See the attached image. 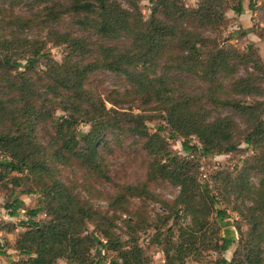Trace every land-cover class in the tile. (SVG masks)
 <instances>
[{
    "label": "trees",
    "instance_id": "obj_1",
    "mask_svg": "<svg viewBox=\"0 0 264 264\" xmlns=\"http://www.w3.org/2000/svg\"><path fill=\"white\" fill-rule=\"evenodd\" d=\"M148 1L150 13L143 19L133 0H127L128 8L117 0H69L64 10L81 15L77 20L81 27L93 29L105 39L128 40L123 48L98 46L100 58L93 62L79 59L89 52L90 41L85 37L49 30L47 40L65 49L57 62L44 50V41L28 39L15 29L0 35V189L18 187L20 194L37 195L33 207L27 208L20 194L2 205L9 217H16L18 210L25 214L17 223L0 225V230L7 233L14 230L15 224L22 229L14 240L18 258L12 264H55L59 259L65 264H99L91 253L95 246L114 253L111 264L150 262L134 237L127 233V243H122L113 231L116 213H127V195L154 199L145 183L119 186L109 199L106 212L110 215H107L93 209L56 176L55 163L62 162L68 154L97 178L108 179L101 168L97 144L104 131L115 127L125 116L113 107L124 100L112 99L108 101L111 106L106 107L98 94L86 88L87 74L97 68L124 76L132 85L131 92L143 98L145 104L152 103L150 109L161 116L171 136L181 139L182 155L172 153L159 129L149 133L143 126L145 117H132L131 131L143 139V148L152 156L149 175L178 187L175 202L189 220L185 226L177 225L176 217L169 213L161 218L159 225L153 226L151 243H158L161 227L168 220L171 225H177L175 242L167 237L162 242L164 263L186 264V258L197 262L202 252H224L232 244L235 246L230 258H221L222 264L264 262V100L220 101L244 118L247 128L241 131L229 116L207 119L205 109L195 105L185 92V80L169 76L166 71L156 74L157 61L163 55H167L165 69L170 62L178 72H192L201 79L230 74L242 64L246 67L245 75L233 80V92L243 96L261 95L257 77L247 71L248 67L259 69L262 61L251 45L241 51L203 34L207 28L216 31L224 24L227 9L240 14L241 0H197L192 8L184 7L179 0ZM247 8H253L252 0H248ZM44 9L41 18L45 22L56 21L62 12L54 4ZM13 19L15 28L33 23L19 15ZM173 49L177 59L172 58ZM40 59L46 82L39 92L32 73ZM60 90L67 94L60 105L46 96ZM56 105L64 115L55 119L54 134L42 142L35 133L36 125L49 118ZM79 121L88 125L87 131L77 129ZM241 133L242 142L251 148L241 169L235 176L230 173L223 176L218 171L211 176L213 182L233 188L249 203L244 210L235 209L240 222L230 229L223 222L225 210L215 206L216 200L207 185L200 183L196 153L232 152L239 144ZM247 170L259 174L256 185L242 180ZM39 213L43 218H36ZM122 222L126 229L133 230V214H127ZM87 224L92 226L91 231ZM164 231L170 234L171 229L167 227ZM95 250L99 253V249ZM0 254H3L1 243Z\"/></svg>",
    "mask_w": 264,
    "mask_h": 264
},
{
    "label": "rangeland",
    "instance_id": "obj_2",
    "mask_svg": "<svg viewBox=\"0 0 264 264\" xmlns=\"http://www.w3.org/2000/svg\"><path fill=\"white\" fill-rule=\"evenodd\" d=\"M122 7H130L127 0H117ZM143 19H147L150 13L151 3L148 0H133ZM69 0H0V35H7L12 29H15L20 35H25L28 39H37L44 41V50L55 61L60 62L64 56L65 49L63 46H55L47 40L49 30L53 29L59 32H66L72 36L85 37L90 41L89 52L79 59L83 62H93L99 60L98 46H114L123 48L128 44L125 38L105 39L97 35L91 28H83L77 20L81 17L65 11ZM197 0H179L184 7L192 8ZM248 0H241L242 12L240 14L233 13L230 9L224 12V24L218 27L216 31H210L208 28L203 30V34L209 38H215L218 43L232 44L241 51L246 50L247 45H251L262 59L259 69L247 68L257 77L258 85L262 91L261 95L243 96L233 92V80L244 77L246 67L238 64L236 70L230 74L215 75L210 79H201L192 72H178L173 69L169 62V67L165 69L167 63V55H163L157 61L156 74L164 73L169 76L177 77L186 81L185 92L194 99V103L205 109L207 119L216 116H229L235 122L241 131H245L247 125L244 118L230 107L224 105L222 100L234 99L241 102H251L252 100H264V0H252L253 8H247ZM54 4L58 11H62L59 18L54 22H45L41 18L45 12L44 7ZM19 15L22 18L30 19L33 23L24 27L17 26L13 17ZM172 50V58L177 59L178 54ZM43 60L37 64V68L32 73L35 89L42 91V85L45 84L46 78L42 74L44 69ZM86 88L94 91L100 99L105 103L106 107H110V100L122 99L123 103L113 106L125 113L119 123L113 128H108L101 136V140L97 144V153L101 161V168L107 175L108 179H100L94 176L87 168L83 167L79 161L68 154L62 162H56V176L60 181L72 187L74 191L82 198L86 199L90 206L100 212L107 211V204L111 196L114 195L119 186L135 185L137 183H145L148 190L154 196V199H144L135 195L126 196L127 213H116L114 219L113 231L122 243H127V233L134 237L137 244L140 245L150 257L148 264H165L162 254V242L167 237L175 242L177 235V225L185 226L188 224V217L181 213V208L176 204V196L178 187L166 179L153 176L148 172L149 163L152 156L143 148L142 138L132 132L134 120L132 117L141 115L145 117L142 122L144 128L149 132L158 130L159 135L166 140L167 146L172 153L182 155L180 147V138L171 136L170 131L156 111L150 109V104H145L143 98L131 92L132 85L122 75L114 74L104 68L91 70L84 81ZM16 95V94H14ZM67 94L60 90L56 94H47L46 96L54 101L60 102ZM37 103H39L37 101ZM54 113L45 121L37 123L35 133L37 137L46 142L53 134L55 119L64 112L55 106ZM264 116V115H263ZM77 129L87 131L88 125L84 121L77 123ZM239 137V144L234 151L225 154H209L204 155L200 152L196 153L199 165V177L201 184H206L207 189L216 200L215 206L225 210L223 222L225 226L233 229L236 223L240 222V215L235 209L244 210L249 205L247 200L241 199V196L233 188H228L221 183L213 182L212 175L215 171L224 176L230 173L235 176L241 169L243 159L251 154L250 146L242 142V133ZM193 143L194 139L191 140ZM15 174V173H13ZM259 174L254 170H247L243 173L242 180L249 184H257ZM0 189V225L7 223H17V219H23L25 214L22 210H18L16 217H9L2 208L4 202L11 200L12 196H18L20 188ZM9 191H12L10 196ZM26 207H33L36 204V194H20ZM110 215V212H106ZM133 214L134 227L128 230L123 225L122 220L127 218V214ZM170 213L175 216L177 225H171V220L161 227L162 234L158 237V243H151L153 239V226L159 225L161 218ZM36 218H43V214L39 213ZM170 227L171 232L167 234L164 230ZM242 229L245 225L242 223ZM88 231L92 230V226L87 224ZM22 229L15 224L12 232L7 233L0 230V243L2 244V253L0 254V264H12V261L18 258L17 252L14 250V240ZM234 236L236 237L235 233ZM234 244L230 245L224 252L216 253L215 251H204L201 253L197 262L190 258L185 259L186 264H222L221 258L228 260L234 248ZM99 249V253H96ZM91 253L99 264H111L114 253L105 250L99 246L91 249ZM55 264H65L62 259L56 261ZM259 264H264L260 262Z\"/></svg>",
    "mask_w": 264,
    "mask_h": 264
}]
</instances>
